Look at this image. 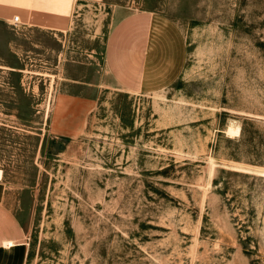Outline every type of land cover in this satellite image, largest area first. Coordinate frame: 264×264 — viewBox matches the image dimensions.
I'll use <instances>...</instances> for the list:
<instances>
[{
	"label": "rangeland",
	"instance_id": "rangeland-1",
	"mask_svg": "<svg viewBox=\"0 0 264 264\" xmlns=\"http://www.w3.org/2000/svg\"><path fill=\"white\" fill-rule=\"evenodd\" d=\"M145 13L144 91L94 86L113 25ZM11 21L0 169L27 264H264V0H82L63 33ZM62 93L97 97L71 135Z\"/></svg>",
	"mask_w": 264,
	"mask_h": 264
},
{
	"label": "crops",
	"instance_id": "crops-1",
	"mask_svg": "<svg viewBox=\"0 0 264 264\" xmlns=\"http://www.w3.org/2000/svg\"><path fill=\"white\" fill-rule=\"evenodd\" d=\"M82 0H0V21L18 16L24 26L41 30L67 32L75 7ZM154 14L145 13L119 19L110 31L102 65L99 64L96 87H117L140 93L146 86L151 70L149 63L154 41ZM132 21L141 26L140 53L133 50L134 41L128 34ZM135 52L139 55L136 56ZM92 86L91 82L86 83ZM97 97L62 93L57 100V118L74 119L72 128H56L60 135H71L82 127L84 115L93 111ZM79 132V131H78ZM29 249L27 229L17 211L12 209L4 173L0 179V264H27Z\"/></svg>",
	"mask_w": 264,
	"mask_h": 264
},
{
	"label": "bare ground",
	"instance_id": "bare-ground-1",
	"mask_svg": "<svg viewBox=\"0 0 264 264\" xmlns=\"http://www.w3.org/2000/svg\"><path fill=\"white\" fill-rule=\"evenodd\" d=\"M227 132H229L228 134L232 135V134H235V135H238L240 133V128L237 127V128H230ZM230 135V136H231ZM3 176V171L0 169V179L2 178Z\"/></svg>",
	"mask_w": 264,
	"mask_h": 264
},
{
	"label": "built area",
	"instance_id": "built-area-1",
	"mask_svg": "<svg viewBox=\"0 0 264 264\" xmlns=\"http://www.w3.org/2000/svg\"><path fill=\"white\" fill-rule=\"evenodd\" d=\"M11 25L13 26H24V24L21 22L20 18L18 16H14L12 18V21L10 22Z\"/></svg>",
	"mask_w": 264,
	"mask_h": 264
},
{
	"label": "trees",
	"instance_id": "trees-1",
	"mask_svg": "<svg viewBox=\"0 0 264 264\" xmlns=\"http://www.w3.org/2000/svg\"><path fill=\"white\" fill-rule=\"evenodd\" d=\"M217 181H215V183H216Z\"/></svg>",
	"mask_w": 264,
	"mask_h": 264
}]
</instances>
